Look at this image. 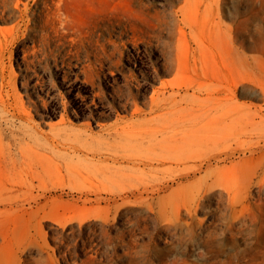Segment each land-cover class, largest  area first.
Instances as JSON below:
<instances>
[{
	"label": "rangeland",
	"instance_id": "obj_1",
	"mask_svg": "<svg viewBox=\"0 0 264 264\" xmlns=\"http://www.w3.org/2000/svg\"><path fill=\"white\" fill-rule=\"evenodd\" d=\"M0 264H264V0H0Z\"/></svg>",
	"mask_w": 264,
	"mask_h": 264
}]
</instances>
